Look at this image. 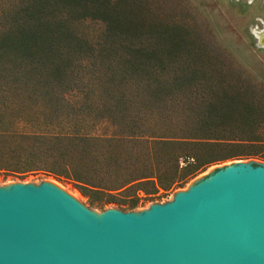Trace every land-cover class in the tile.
<instances>
[{"label":"trees","instance_id":"1","mask_svg":"<svg viewBox=\"0 0 264 264\" xmlns=\"http://www.w3.org/2000/svg\"><path fill=\"white\" fill-rule=\"evenodd\" d=\"M87 20L98 38L78 30ZM209 59L145 0H0V172H45L132 208L242 156L215 154L260 133L232 129L249 110L202 80ZM197 92L199 111L173 105ZM106 118L113 135L98 132Z\"/></svg>","mask_w":264,"mask_h":264},{"label":"water","instance_id":"2","mask_svg":"<svg viewBox=\"0 0 264 264\" xmlns=\"http://www.w3.org/2000/svg\"><path fill=\"white\" fill-rule=\"evenodd\" d=\"M241 162L134 213L0 185V264H264V165Z\"/></svg>","mask_w":264,"mask_h":264},{"label":"rangeland","instance_id":"3","mask_svg":"<svg viewBox=\"0 0 264 264\" xmlns=\"http://www.w3.org/2000/svg\"><path fill=\"white\" fill-rule=\"evenodd\" d=\"M145 1L152 5L164 21L174 22L181 26L185 35L194 39L200 49L209 56L210 61L199 67V72H202L203 76L202 80H209L217 91L228 90L235 96L239 95L235 99L238 108L247 106L249 110L247 124L242 126L236 123L232 129L258 130L260 136L251 139L253 141L240 142L238 146L216 149L215 154L221 156L232 154L242 156L202 167L181 187L158 198L141 200L132 208L128 205L119 206L117 204L99 206L98 201L83 196L71 183L64 180L59 181L45 172H29L24 177H13L5 176L4 174L11 173L2 171L0 172V184L8 181L38 183L42 179H53L65 189L77 194L82 202L81 205L86 209L96 212L114 209L123 213H134L145 210L150 205L168 203L177 191H185L191 185L203 181L207 175L221 171L224 167L238 161L264 163V0ZM103 29L101 23L90 20L78 26V30L91 39L98 38ZM198 93H196L197 97L189 96L173 105L188 112L193 108L199 111L205 104L201 97H206L203 93L199 95ZM185 114L188 113L185 112ZM184 116L180 117L183 124ZM102 122L98 132L106 136L113 135L117 128L113 121L106 118ZM186 127L193 129L192 124L182 129L185 130ZM195 163L196 161H193L192 164Z\"/></svg>","mask_w":264,"mask_h":264},{"label":"bare ground","instance_id":"4","mask_svg":"<svg viewBox=\"0 0 264 264\" xmlns=\"http://www.w3.org/2000/svg\"><path fill=\"white\" fill-rule=\"evenodd\" d=\"M249 161H244V162H241V163H248ZM263 165H264V163H262ZM229 166H231V165H229ZM228 166V167H229ZM27 184V185H30V186H33V187H36V186H39L40 184H42L43 186H56V187H58V188H61V189H63V190H65L66 192H68L72 197H74L80 204L82 203L81 201H80V198H79V196L77 195V194H75V193H72L71 191H69L68 189H65L64 187H63V185H60L58 182H56L55 180H53V179H42L41 181H39L38 183H31V182H20V181H17V182H11V181H8V182H6L5 184H0L1 186H6V187H11V186H14V185H17V184ZM193 185H191L187 190H185V191H177L176 192V194L174 195V196H176V195H181V194H185L191 187H192ZM173 196V197H174ZM172 197V198H173ZM162 205V204H161ZM83 206V205H82ZM152 206H157V205H150L149 207H147L146 209H149L150 207H152ZM84 207V206H83ZM145 209V210H146ZM110 211H113V210H110Z\"/></svg>","mask_w":264,"mask_h":264}]
</instances>
